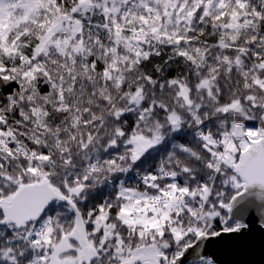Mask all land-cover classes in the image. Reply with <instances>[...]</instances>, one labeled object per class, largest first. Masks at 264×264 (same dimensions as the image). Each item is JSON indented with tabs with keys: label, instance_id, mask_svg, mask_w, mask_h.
<instances>
[{
	"label": "snow or ice",
	"instance_id": "6c2138e0",
	"mask_svg": "<svg viewBox=\"0 0 264 264\" xmlns=\"http://www.w3.org/2000/svg\"><path fill=\"white\" fill-rule=\"evenodd\" d=\"M0 264H264V0H0Z\"/></svg>",
	"mask_w": 264,
	"mask_h": 264
},
{
	"label": "water",
	"instance_id": "95a60500",
	"mask_svg": "<svg viewBox=\"0 0 264 264\" xmlns=\"http://www.w3.org/2000/svg\"><path fill=\"white\" fill-rule=\"evenodd\" d=\"M254 259H255L257 262H259V261L261 260V257H260L259 254H257V255L254 257Z\"/></svg>",
	"mask_w": 264,
	"mask_h": 264
}]
</instances>
